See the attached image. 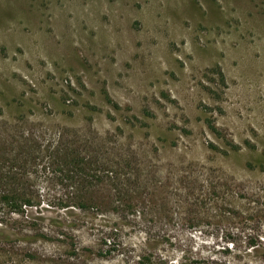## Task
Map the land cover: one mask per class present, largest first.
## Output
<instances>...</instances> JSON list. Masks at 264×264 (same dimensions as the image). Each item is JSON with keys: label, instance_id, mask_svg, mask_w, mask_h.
<instances>
[{"label": "rangeland", "instance_id": "1", "mask_svg": "<svg viewBox=\"0 0 264 264\" xmlns=\"http://www.w3.org/2000/svg\"><path fill=\"white\" fill-rule=\"evenodd\" d=\"M0 189L3 264H264V0H0Z\"/></svg>", "mask_w": 264, "mask_h": 264}, {"label": "trees", "instance_id": "2", "mask_svg": "<svg viewBox=\"0 0 264 264\" xmlns=\"http://www.w3.org/2000/svg\"><path fill=\"white\" fill-rule=\"evenodd\" d=\"M75 205V204H74ZM34 206L32 201L28 198L21 200H16L13 197V193L10 189H0V252L6 250V246L10 244L13 237L17 236L20 233L22 236H35L36 233L27 230L26 224H31L33 219L38 218L34 217L28 210ZM76 208L81 210L84 208L82 203H76ZM41 218V217H39ZM37 226L35 223H33ZM44 230L41 229L40 232ZM43 234V233H42ZM254 245V243H253ZM7 260V257H6ZM4 258L0 257V264H3ZM14 264H20L18 261H15Z\"/></svg>", "mask_w": 264, "mask_h": 264}]
</instances>
